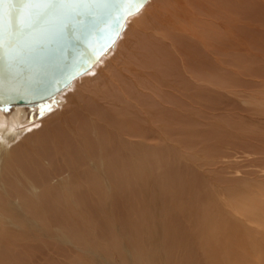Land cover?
<instances>
[{"label":"bare ground","instance_id":"1","mask_svg":"<svg viewBox=\"0 0 264 264\" xmlns=\"http://www.w3.org/2000/svg\"><path fill=\"white\" fill-rule=\"evenodd\" d=\"M149 2L129 15L125 26L140 11L145 13ZM258 2L165 0L159 10L145 14L144 20L135 23L132 44L104 71L106 74L97 80L93 90L82 83L77 89L79 85L75 83L102 63L106 53L117 45L124 28L114 45L91 68L54 97L31 106L39 109L42 118L27 120L28 105L23 104L13 105L10 117L0 110V264H26L25 240L31 236H48L88 252L85 264H157L156 247L152 249L142 239L159 237L161 220L162 230L169 236L182 237L176 246L174 243V253L185 247L183 244L193 245L196 239V249L203 252L218 248L237 250L245 242L255 243L259 232L244 227L236 216L264 223V185L255 187L257 191L253 188L260 196L250 195L252 191H230L229 201L236 214L233 216L202 209L195 203L194 189L188 185L169 191L176 179L168 173L157 175L151 169L172 167L173 162L160 160L159 154L169 138L180 132L179 118H185L183 102L191 104L183 98L193 85L201 83L200 73L228 72L235 57L248 52V43L253 40L250 37L255 36L248 20L259 18L264 12ZM68 103L72 105L67 106ZM156 138L161 142L159 148L154 147ZM131 185L140 190L144 202H131V216L139 219L135 228L130 223L132 219L121 221L131 229L132 239L137 242L127 254L120 255H128L130 262L100 255L98 246L88 242L89 237L77 224L69 225L68 231L62 230L65 225L60 216L75 217V206L83 207V200L90 203L98 197L112 198V192ZM147 189H154L157 194L147 196ZM47 192L50 199L43 198ZM165 204L169 209L158 210ZM62 206L66 211H59ZM101 210L104 213L106 207ZM190 226L198 236L187 232ZM105 227L118 234L122 231L121 225ZM160 253L164 257L170 251ZM185 258L187 263L193 260L189 255ZM236 261L233 258L232 264ZM213 262L211 259L212 264L217 263Z\"/></svg>","mask_w":264,"mask_h":264},{"label":"rangeland","instance_id":"2","mask_svg":"<svg viewBox=\"0 0 264 264\" xmlns=\"http://www.w3.org/2000/svg\"><path fill=\"white\" fill-rule=\"evenodd\" d=\"M164 3L165 0H150L146 12L140 11L128 25L126 24L117 45L106 53L100 61L102 63L77 79L75 84L79 86L76 88L79 89L84 84L89 90H93L97 80L103 79L106 74L104 71L114 65L132 44L131 40L135 34L133 30L137 28L135 23L142 20L145 14L149 15L159 10ZM258 4L264 7V0ZM260 15L259 18L254 15V18L248 20L251 27L249 29L255 35L250 37V40L251 38L253 40L248 43V52L235 57L228 72L200 73L201 83L193 85L190 92L184 96L183 100L187 99L191 104L183 102L185 118L178 117L182 122L179 123L180 132L169 138L166 148L159 154L160 160L169 164L173 162L172 167L169 170L156 166L151 169L157 175L168 173L176 179L170 185L169 191L188 185L194 189L195 203H198L202 209L221 211L233 216L236 214L232 212L233 204L229 201L232 198L229 195L230 191L234 189L241 194H249L252 191L250 195L260 196L255 192L258 190L255 187L264 185V172H262L264 170V12ZM70 104L68 103L67 106ZM60 105L63 107L62 103L59 107ZM1 109L7 117L14 112L13 106L0 107ZM26 112L27 120L30 122L44 116L39 109L34 107L31 109V106L26 107ZM176 125L178 123L175 121L173 128L176 129ZM17 140L18 138L15 139ZM153 142L154 147H160L161 142L158 138L153 139ZM139 191L131 185L112 192V198L98 197L95 201L91 199L90 203L83 200V207L75 206L73 213L75 217L60 216L59 219L65 225L62 230L68 231L69 225L77 224L81 232L89 237L88 242L98 246L100 255L115 257L118 262H130L128 255L127 258H121L120 255L127 254L137 242L132 239L131 229L125 227L121 221L132 219L130 223L134 228L139 223L137 217L131 216L133 210L131 202L135 199L144 202L143 194ZM145 194L148 196L157 193L154 189H147ZM50 197V192L43 195L45 199ZM57 207L58 205L54 206ZM72 207L73 204L70 203L69 209ZM101 207H106L104 213ZM167 209H169L167 204L158 208L162 212ZM59 211H66V208L62 206ZM114 215L117 219H114ZM236 217L250 231L259 232L256 233L259 237L255 243L247 245L245 242L243 247L237 246L239 250L229 248L230 250L226 251L218 248L203 252V249L198 248L203 252L199 253L196 249L198 242L196 239L193 245L183 244L185 247L179 248L174 253L173 248L182 237H178L177 240L163 231L162 220L158 222L161 235L151 241L144 238L142 243H150L148 245L152 249L156 247V252L159 254L170 251V254L164 257L156 254L157 264H170V261L172 264H212L211 259L217 262H213L215 264H232L233 258L238 260L236 264H264V240L261 241V238L264 239V223L260 220H245L241 215ZM59 224L61 225L60 222ZM110 225H121V233H115L110 230L112 228L105 227ZM187 232L198 236V232L191 226ZM25 244H27L26 264H85L88 258V252L60 244L48 236L44 238L31 236L25 240ZM120 247L123 249L120 250ZM187 255L193 258L192 262H186ZM1 262L3 264V261ZM142 264L147 262L144 261Z\"/></svg>","mask_w":264,"mask_h":264},{"label":"water","instance_id":"3","mask_svg":"<svg viewBox=\"0 0 264 264\" xmlns=\"http://www.w3.org/2000/svg\"><path fill=\"white\" fill-rule=\"evenodd\" d=\"M147 0H38L28 25L25 0L0 4V107L38 105L91 68Z\"/></svg>","mask_w":264,"mask_h":264},{"label":"snow or ice","instance_id":"4","mask_svg":"<svg viewBox=\"0 0 264 264\" xmlns=\"http://www.w3.org/2000/svg\"><path fill=\"white\" fill-rule=\"evenodd\" d=\"M4 2L5 0H0V4ZM37 7H38V0H25V2L21 5L18 12V17L22 25H28V22L35 14L34 9H36Z\"/></svg>","mask_w":264,"mask_h":264}]
</instances>
